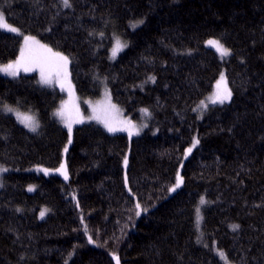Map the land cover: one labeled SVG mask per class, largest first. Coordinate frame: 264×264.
I'll return each mask as SVG.
<instances>
[{
    "label": "trees",
    "instance_id": "1",
    "mask_svg": "<svg viewBox=\"0 0 264 264\" xmlns=\"http://www.w3.org/2000/svg\"><path fill=\"white\" fill-rule=\"evenodd\" d=\"M69 4L0 0L19 30L0 29V66L34 37L68 57L73 96L107 89L127 118L147 109L146 127L84 123L65 151L63 93L0 72V264H264V0ZM221 74L231 99L200 107Z\"/></svg>",
    "mask_w": 264,
    "mask_h": 264
},
{
    "label": "snow or ice",
    "instance_id": "2",
    "mask_svg": "<svg viewBox=\"0 0 264 264\" xmlns=\"http://www.w3.org/2000/svg\"><path fill=\"white\" fill-rule=\"evenodd\" d=\"M64 6L69 7V0H63ZM0 29H5L7 31L11 32H18L19 30L15 27H12L6 22V19L3 15V13H0ZM210 46L214 47L216 51L220 54V56L223 58L225 56L230 55V50L224 47L218 40H209L207 42ZM125 45H122L119 40L116 42V47L113 48V56L117 54L119 50L122 49ZM69 63L68 57L62 55L58 52H53L51 48H48L47 45L40 44L39 41L35 40L34 37H25L24 42V48L21 49L20 59L17 61L8 64L4 66L3 68H0V71H3L9 75L16 76L19 74L20 70L23 69V71H33L37 67L40 69L41 72V78L44 83H51L52 79L50 76H55L56 78H59L61 80V88L64 87V81L67 79V65ZM46 70L49 73V75H46ZM71 86L69 85V88ZM232 93L231 90L227 87L226 78L221 75L220 80L216 84V92L212 97H210L211 103H224L225 101H229L231 99ZM204 108L207 107L206 104L202 105ZM109 107L114 108L113 105H110ZM8 111H15L14 109L8 108ZM145 114H148V110H143ZM57 116L61 118L65 122L66 127L69 130V133H71L72 130V124L73 123H83V117L79 113V109L76 108L74 115L68 113L63 107L61 110H59L56 113ZM18 119L21 120L22 123L25 124L26 127L30 128L32 131H36V128L38 127L37 122L35 121L34 117L24 115L21 113H17ZM89 119H96L97 121H101L105 124V127L108 128L110 132H115L117 130H124L129 132V136L133 134V130L136 129V125H134L131 121H120L119 125H122V127H118L113 122L109 121L108 119L103 117L102 110L98 111L97 108H93V116L89 117ZM138 134V130L136 132ZM71 142V141H69ZM196 143H199V141H196ZM195 145H193L194 147ZM67 151V149H65ZM192 151L191 148L188 149V152L190 153ZM125 165H127V159H125ZM63 168V166H62ZM0 171H7V169H0ZM45 172L48 170L45 169ZM65 179H67V174L64 173ZM183 182L182 177H177V181L175 186L170 189V191H175L176 188L180 187V185ZM32 189L30 188L29 191ZM206 203L203 199L201 200V204ZM137 208H140V205L137 204ZM146 211V209H144ZM199 212V210H197ZM140 213L137 212V215ZM44 213H41V216H43ZM238 225H234V230L238 228ZM89 241L91 242V238H89ZM221 258L226 259L225 254L223 252L219 253ZM114 259L116 260V264H120L119 257L114 256Z\"/></svg>",
    "mask_w": 264,
    "mask_h": 264
},
{
    "label": "rangeland",
    "instance_id": "3",
    "mask_svg": "<svg viewBox=\"0 0 264 264\" xmlns=\"http://www.w3.org/2000/svg\"><path fill=\"white\" fill-rule=\"evenodd\" d=\"M211 40H215V39H211ZM208 46L211 47V48H213L209 44H208ZM213 49L216 51L215 48H213ZM111 56H112V58H114L116 56V55L113 56V49H112V52H111ZM3 67L4 66H0V68H3ZM0 72L5 73L3 71H0ZM23 72H25V71H23ZM30 72H36L38 74V76H39L38 78H39L40 82H42L44 85H48L50 87H52V86L57 87L63 93L64 98H63L62 104L59 107V110H61V108L63 107L68 113L74 115L76 108L79 109V113L83 117V121L84 122L83 123H73L72 124V130H71V133H69V138H70L69 141H71V139H72V135H73L74 128L76 126L81 125V124H84V123H96V124L102 126L106 131L110 132L108 130V128L105 127V124L103 122L97 121L96 119H89V117L93 116V108H97L98 111H101L102 110L103 117L106 118V119H108L109 121L113 122L118 127H122L121 125H119V122L120 121H126V120L127 121H131L134 125H136V129H139L141 127V129L138 130V133L142 132V130L146 127V124H145V122H146V114L144 112L141 114V117H140V119L138 121L132 120L130 118H127L125 116V114L123 113V110L117 108L115 106V104L112 102V100L108 97V94L109 93H108V90L107 89H105V91L103 92L102 96L99 97V98H96V99H80L77 95L73 96L72 95V91L69 88V85H70L69 84V73L67 75V79L64 81V87L62 89L61 88V80L59 78H56L54 75L53 76H50V78L52 79V82L55 83V84H51L52 82L50 84H48V83H44L43 82V80L41 78V72H40V69L38 67H37V70L35 69L33 71H27L25 73H30ZM67 72H69L68 71V68H67ZM46 75H49V73L47 72V70H46ZM221 75H223L225 77L224 74H221ZM219 80H220V78L217 80V82ZM217 82H216V84H217ZM216 84H215V86L213 88V91L211 92L209 98L212 97L214 95V93L216 92ZM66 95H70V97L68 98ZM209 98H208V101L205 103L206 105L211 104V101H210ZM109 103H110V105H113L114 108L109 107ZM200 107H202V105ZM7 109L8 108L6 107L5 110L8 113L13 114L17 119H18L17 113H20V112H21V114L24 113V114H26L28 116L31 115L32 117H34V119L37 122L38 127H39V122H38L37 117H36L35 114L24 112V111L20 110L19 108H16L17 110H15V111H8ZM112 109H115L119 113L116 115L114 113V111H112ZM57 117H58L59 121L62 123V125L69 132L68 128L65 125V122L63 120H61V118L59 116H57ZM18 121H19V119H18ZM38 127L36 128V131L38 130ZM118 132H127V133H129L128 131H124V130H117L115 132H110V133H118ZM136 132H137V130L135 132H133L132 135H135ZM70 143L71 142H68V144L66 146V149H68ZM0 169H7V168H5V166H0ZM37 170L38 171L45 172L42 168L41 169H37ZM2 173H3V171H0V176H1ZM0 180H1V178H0Z\"/></svg>",
    "mask_w": 264,
    "mask_h": 264
},
{
    "label": "bare ground",
    "instance_id": "4",
    "mask_svg": "<svg viewBox=\"0 0 264 264\" xmlns=\"http://www.w3.org/2000/svg\"><path fill=\"white\" fill-rule=\"evenodd\" d=\"M208 101V99L204 100L201 105L205 104Z\"/></svg>",
    "mask_w": 264,
    "mask_h": 264
}]
</instances>
